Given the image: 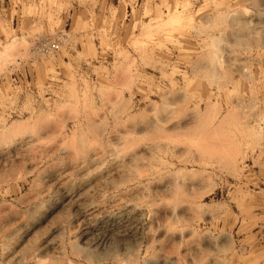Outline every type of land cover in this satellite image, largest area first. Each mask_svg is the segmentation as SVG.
I'll return each mask as SVG.
<instances>
[{
  "label": "rangeland",
  "instance_id": "rangeland-1",
  "mask_svg": "<svg viewBox=\"0 0 264 264\" xmlns=\"http://www.w3.org/2000/svg\"><path fill=\"white\" fill-rule=\"evenodd\" d=\"M0 264H264V0H0Z\"/></svg>",
  "mask_w": 264,
  "mask_h": 264
},
{
  "label": "bare ground",
  "instance_id": "bare-ground-1",
  "mask_svg": "<svg viewBox=\"0 0 264 264\" xmlns=\"http://www.w3.org/2000/svg\"><path fill=\"white\" fill-rule=\"evenodd\" d=\"M24 143L27 144L28 143V140H22L21 141V144H24Z\"/></svg>",
  "mask_w": 264,
  "mask_h": 264
}]
</instances>
